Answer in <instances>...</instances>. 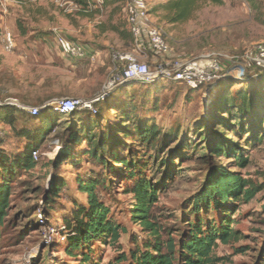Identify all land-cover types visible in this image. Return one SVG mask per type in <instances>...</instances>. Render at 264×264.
I'll list each match as a JSON object with an SVG mask.
<instances>
[{
	"label": "rangeland",
	"instance_id": "obj_1",
	"mask_svg": "<svg viewBox=\"0 0 264 264\" xmlns=\"http://www.w3.org/2000/svg\"><path fill=\"white\" fill-rule=\"evenodd\" d=\"M121 1L107 10L100 8V12L94 15L87 13L91 16L83 17L81 11L85 13L94 9L80 10L67 0H0V104L28 111L64 98H96L103 87L118 79L122 72L121 66L112 62V51L133 53L140 62L154 70L157 58L135 50L131 39L123 37L125 31L121 32V39L110 31L113 25L122 29L126 27L125 17L121 14ZM148 1L152 7L151 20L165 32L173 59H192L204 55L218 57L222 62H228L225 68L229 79L199 90L162 80L155 85L135 82L131 83L132 87L116 86L108 91L114 90L109 102L117 104L123 100L124 94L125 97L134 96L140 118L152 122L162 132H177L181 139L192 144L187 153L177 158L172 157V151L181 139L170 143L162 154H157L153 147L149 150L139 146L133 148L138 150V157L149 164L143 172L157 189V202L152 215L163 228L170 231L168 233L178 238L184 229L182 225L190 208V200L202 187L207 170L224 167L250 180L258 188V193L250 200L235 203L234 213L229 215L234 220L232 226L239 232L240 240L229 245L219 244L214 253L222 258L220 264H258L264 246V129L257 126L256 120L249 119L246 129L251 135L241 133L237 137L234 133L226 132L227 139L239 144L247 160L243 168L236 167L234 159L229 157L211 156L206 165L201 164L199 157L206 146L219 138L213 134L224 132L215 123L219 94L226 89L234 94L240 88L254 92L264 84V71L241 69L235 60L230 61L232 58H242L255 45L264 43V0H221V5L203 3L189 21L172 25L166 23L165 10L156 11L167 0ZM6 32L14 39V48L10 52L4 49L3 37ZM58 36L76 41L86 48H97L98 53L92 61L65 60L56 45ZM244 76L248 81L238 80ZM152 87L156 90L150 92ZM123 92L117 101L113 98ZM24 114L31 118L29 113ZM223 116L226 118V115ZM22 123L19 120L15 127L20 128ZM204 124L208 125V129L198 133L209 132L210 139L201 141L195 133ZM68 127L65 122L54 129L39 149L40 159L35 168L23 174L17 184L11 185L12 209L1 237L0 264H113L119 254H128L134 247L136 242L132 238H137L139 246L147 239L146 233L131 219L133 199L128 193L130 184L118 176H112L110 181H106L111 188L102 192V200L109 208L113 221L127 233L121 234L116 244L95 240L87 245L88 249L86 246L69 255L70 245L66 236L62 235L61 226L64 217L71 216L74 201H84V196L76 189L75 177L88 174L91 170H101L86 161L75 168L63 164L54 171L66 178L68 187L56 199L55 210L47 217L48 222L41 228L37 227L35 219H41L40 215H31L28 209L35 206L43 208L41 194L47 188L52 172L51 166H45L54 161L53 153L56 154L59 145L57 142H60L59 146L66 142L67 136L63 137V134ZM256 134L261 139L253 141ZM23 146V141L16 138L11 128L0 123V150L14 154L20 152ZM70 146H73L72 142ZM80 148L73 146L75 153ZM162 160H166V164L159 166ZM201 215L204 218L203 212ZM222 215V211L211 209L205 215L203 224L205 220L218 224ZM236 250H242V253ZM84 256H88V261H83Z\"/></svg>",
	"mask_w": 264,
	"mask_h": 264
},
{
	"label": "trees",
	"instance_id": "obj_2",
	"mask_svg": "<svg viewBox=\"0 0 264 264\" xmlns=\"http://www.w3.org/2000/svg\"><path fill=\"white\" fill-rule=\"evenodd\" d=\"M67 1L80 10L94 9L85 13L81 11L83 17H90L91 15L87 13L94 15L100 12V8L121 0ZM203 3L222 4L221 0H167L165 4H160L156 11L165 10L166 23L169 25L185 23L193 17ZM110 31L120 33L114 26L110 28ZM126 37L132 42L129 33ZM255 70L264 71L260 68H255ZM228 80L224 73L215 83H224ZM238 80L248 81L245 76ZM158 81L162 80L153 79L142 84L155 85ZM131 83H122L118 86L132 87ZM153 90L156 89L152 87L150 92ZM112 92L93 103L90 110L75 109L65 117L67 121L64 122L59 121L64 117L59 116L55 106L48 105L37 115H33L24 109L0 104V123L9 126L16 138L24 143L22 150L18 153L9 154L0 150V243L6 219L12 209L11 185L17 184L23 174L35 168L37 161L33 160L32 152L39 151L54 129L67 122L69 127L63 134V137L67 136L66 142L62 146H59V141L57 142L59 145H57L58 151L54 161L45 166L46 168L51 166L52 172L49 174L47 188L42 190L43 208L35 206L28 209L31 215H40L41 219H35L37 227L41 228L48 222L47 217L52 210H55L56 199L61 196L62 190L68 187L66 178L58 176L54 171H57L63 164L75 168L86 161L95 164L101 170H91L88 174H79L75 177L76 189L84 196V201L83 203L74 201L71 216L64 217V224L61 226L62 235L66 236L70 245L68 246L70 256L95 240L108 242L110 245L116 244L121 234L127 233L110 217V210L101 196L102 192L111 188L106 181H110L112 176H118L131 186L128 192L133 199L131 219L141 231L146 233L147 239L139 246L137 238H132L136 242L134 247L128 254H119L113 264H220L222 258L214 253L219 244L229 245L240 240L239 232L232 226L234 220L229 215L234 213L235 203L252 199L258 193V188L250 180L243 179L224 167L214 169L211 167L207 170L202 187L190 200V208L185 223L182 225L184 229L180 231L178 238L173 237L172 233H168L170 231L163 228L152 215L153 206L157 202V189L143 172L149 164L143 162L145 159L139 158L138 150L133 148L139 146L149 150L153 147L157 154H162L170 143L181 138L177 132H162L152 122L140 118L137 114L139 108L134 102L136 99L134 96L125 97V92L118 93L113 98L117 101L124 94L123 100L118 104L109 102ZM215 108L216 126L221 127L224 132L213 134L219 138L216 141L213 140L210 146H206L203 152L197 150L201 151L199 157L201 164H208L211 156H225L234 159L236 167L243 168L247 160L243 157L239 144L228 140L225 135L228 131L229 134L234 133L237 137L241 133L251 135L246 129V122L249 119L256 120L257 126L264 129V84L254 92L240 88L234 94H230L226 89L217 97ZM25 112L29 113L31 118L26 117ZM223 115H226V118ZM19 120L23 122L22 126L16 128L15 123ZM204 129H208L207 124L199 127L195 133L201 141L210 139L209 132L198 133ZM258 135L256 134L252 140H260L261 136ZM71 142L74 147H81L78 153H75L73 146H70ZM191 145L181 139L173 149L172 157H182ZM165 161L162 160L159 166L165 165ZM44 208H47L48 214ZM211 209L222 211L223 215L219 223L214 224L212 220H205L206 223L203 224L205 215H208ZM88 248L89 246L86 249ZM236 252L242 253V250H236ZM83 261H88V256H84ZM258 264H264V246Z\"/></svg>",
	"mask_w": 264,
	"mask_h": 264
},
{
	"label": "built area",
	"instance_id": "obj_3",
	"mask_svg": "<svg viewBox=\"0 0 264 264\" xmlns=\"http://www.w3.org/2000/svg\"><path fill=\"white\" fill-rule=\"evenodd\" d=\"M151 11L152 7L148 0H123L125 22L132 37L133 46L138 52L149 54L153 59L157 58L156 68L151 70L146 63L140 62L133 53L112 51V62L122 68L118 79L112 80L107 86H104L99 97L93 101L64 98L53 102L50 106H55L59 116L65 118L78 108L92 109L93 103L104 98L110 89L122 84L125 79L141 83L161 79L180 83L191 90H196L214 84L226 73L225 64L228 62H222L220 58H213L211 55L192 59H173L172 49L167 42L166 34L161 27L151 20ZM3 44L5 51L13 50L14 39L9 32L4 34ZM56 45L65 60L92 61L96 56V53L86 50L82 44L63 36L56 37ZM233 60L238 67H242L241 69L250 70L264 67V43L255 45L242 58H232L230 61L233 62ZM122 74H124V78ZM28 111L37 115L41 109L34 107ZM53 154L55 155V152ZM31 155L34 161L40 159L39 151H33Z\"/></svg>",
	"mask_w": 264,
	"mask_h": 264
},
{
	"label": "crops",
	"instance_id": "obj_4",
	"mask_svg": "<svg viewBox=\"0 0 264 264\" xmlns=\"http://www.w3.org/2000/svg\"><path fill=\"white\" fill-rule=\"evenodd\" d=\"M114 5L112 4V5H107L106 7H105V10H107V9H109V8H111V7H113ZM123 13V16H124V12H123V10H121V14ZM125 17V16H124ZM125 19V18H124ZM126 23V22H125ZM115 28H117L118 29V31L120 32L119 34L118 33H115L116 34V36L119 38V39H121L122 38V34H121V32L123 31H125L124 33H125V36H123V37H126V34H128L129 32H128V29H127V26L126 27H124L123 29L122 28H118V27H116L115 25H113ZM113 26H111L110 28H112ZM112 32V31H111ZM114 33V32H113ZM130 34V33H129ZM86 48V47H85ZM86 50H88V51H90V52H94V53H98L97 51H98V49L97 48H92V47H87L86 48Z\"/></svg>",
	"mask_w": 264,
	"mask_h": 264
},
{
	"label": "water",
	"instance_id": "obj_5",
	"mask_svg": "<svg viewBox=\"0 0 264 264\" xmlns=\"http://www.w3.org/2000/svg\"><path fill=\"white\" fill-rule=\"evenodd\" d=\"M122 77L124 78V74H122ZM123 82H132V83H135V81L134 80H123L122 81V83ZM100 95V94H99ZM99 97V96H98ZM97 98V97H96ZM96 98H93V99H90L91 101H93V100H95ZM52 103L53 102H46V103H44V104H42L41 106H39V107H37L38 109H43V108H45L46 106H48V105H52Z\"/></svg>",
	"mask_w": 264,
	"mask_h": 264
}]
</instances>
